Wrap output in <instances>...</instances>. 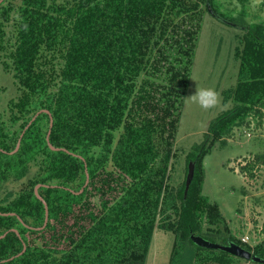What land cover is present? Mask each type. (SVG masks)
I'll return each mask as SVG.
<instances>
[{"label": "trees", "instance_id": "16d2710c", "mask_svg": "<svg viewBox=\"0 0 264 264\" xmlns=\"http://www.w3.org/2000/svg\"><path fill=\"white\" fill-rule=\"evenodd\" d=\"M204 12L234 21L216 0L0 3L2 64L18 91L9 117L0 110V186L20 184L0 193V264H144L156 227L174 235L167 264H264V238L230 236L201 193L212 144L264 121V22L243 26L236 83L222 92L233 107L186 155L187 189L167 183ZM48 130L64 151L48 147Z\"/></svg>", "mask_w": 264, "mask_h": 264}, {"label": "rangeland", "instance_id": "374dc122", "mask_svg": "<svg viewBox=\"0 0 264 264\" xmlns=\"http://www.w3.org/2000/svg\"><path fill=\"white\" fill-rule=\"evenodd\" d=\"M218 10L234 19L230 25L204 12L194 50L193 63L180 114L173 157L170 161L167 183L174 190L186 183L189 166L186 155L194 145H201L210 123L233 107L222 103V92L234 87L239 62L234 58L243 26L264 22V0H216ZM14 5L20 0H12ZM13 15L5 23L6 39L12 40ZM225 21V20H224ZM0 54V110L3 118L7 103L18 96L11 73L3 68ZM195 88H212L218 93V103L203 109L193 102ZM248 124L234 128L222 141L214 142L203 157V184L201 193L216 204L227 224L228 234L254 246L264 238V121L248 118ZM18 125V124H17ZM247 166V170L241 168ZM19 183L8 181L0 186V193L16 191ZM64 197L58 195L57 203ZM97 198L93 202L97 203ZM68 221V220H67ZM69 222V221H68ZM219 231L225 232L222 226ZM174 235L155 228L144 264H167ZM184 246H191L185 242ZM193 248V247H191Z\"/></svg>", "mask_w": 264, "mask_h": 264}, {"label": "water", "instance_id": "95a60500", "mask_svg": "<svg viewBox=\"0 0 264 264\" xmlns=\"http://www.w3.org/2000/svg\"><path fill=\"white\" fill-rule=\"evenodd\" d=\"M2 1H3V0H0V3H1ZM40 112H45V113L49 114L47 110H41ZM40 112L36 113V114L31 118V120H30V121L27 123V125L25 126L24 130H26V129L28 128V126L31 124L32 121H34V119L36 118V116H37ZM51 126H52V118L49 116V129L51 128ZM49 132H50V130H48V133H47V135H46V142H47L48 147H49L51 150H53V151H58V150H62V151H64L63 149H60V148H54L53 146L50 145V143H49V139H48ZM22 133H23V132H22ZM21 135H22V134H21ZM21 135H20V137H21ZM19 144H20V138H18V141H17V143H16L15 150L18 149ZM84 166H85V164H84ZM189 180H190V177L188 176L187 181H186V189H187V187H188ZM87 183H88V175H87V173L85 172V183H84V185L82 186V188L79 190L78 194L82 193L83 189L87 186ZM38 187H39V185L35 186V188H34V195H35V197H36L39 201L42 202L43 207H44V220H43L42 226H41L40 228L37 229V230H41V229H43V228L46 226L47 221H48V208H47V205H46L45 201H44V200L38 195V193H37V189H38ZM12 231H14L15 233H17V231H15V230H12ZM17 234H18V233H17ZM1 237H3V236H0V238H1ZM24 250H25V247L23 246V249L21 250V252H19L15 257L21 255V254L24 252ZM11 259H13V257H11V258H9V259H7V260H4V261H8V260H11Z\"/></svg>", "mask_w": 264, "mask_h": 264}, {"label": "clouds", "instance_id": "9594fccd", "mask_svg": "<svg viewBox=\"0 0 264 264\" xmlns=\"http://www.w3.org/2000/svg\"><path fill=\"white\" fill-rule=\"evenodd\" d=\"M191 99L201 108L208 109L218 103V93L212 88H195Z\"/></svg>", "mask_w": 264, "mask_h": 264}]
</instances>
